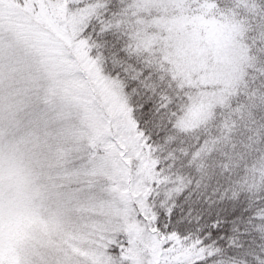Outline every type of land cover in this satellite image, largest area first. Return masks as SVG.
<instances>
[{
	"label": "snow or ice",
	"instance_id": "1",
	"mask_svg": "<svg viewBox=\"0 0 264 264\" xmlns=\"http://www.w3.org/2000/svg\"><path fill=\"white\" fill-rule=\"evenodd\" d=\"M0 264H264V0H0Z\"/></svg>",
	"mask_w": 264,
	"mask_h": 264
}]
</instances>
